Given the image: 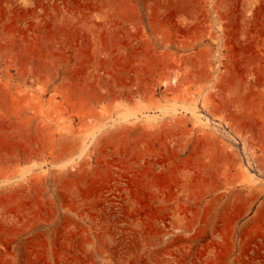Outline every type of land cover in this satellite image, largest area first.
Segmentation results:
<instances>
[{"label": "rangeland", "instance_id": "rangeland-1", "mask_svg": "<svg viewBox=\"0 0 264 264\" xmlns=\"http://www.w3.org/2000/svg\"><path fill=\"white\" fill-rule=\"evenodd\" d=\"M0 264H264V0H0Z\"/></svg>", "mask_w": 264, "mask_h": 264}]
</instances>
